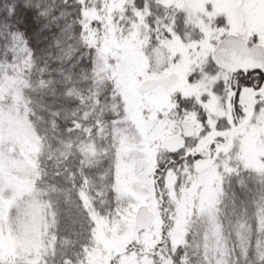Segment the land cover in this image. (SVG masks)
<instances>
[{"label":"snow or ice","instance_id":"6c2138e0","mask_svg":"<svg viewBox=\"0 0 264 264\" xmlns=\"http://www.w3.org/2000/svg\"><path fill=\"white\" fill-rule=\"evenodd\" d=\"M0 264H264V0H0Z\"/></svg>","mask_w":264,"mask_h":264}]
</instances>
